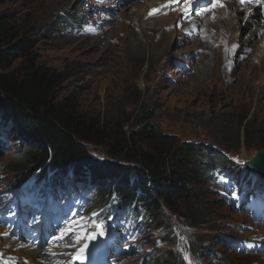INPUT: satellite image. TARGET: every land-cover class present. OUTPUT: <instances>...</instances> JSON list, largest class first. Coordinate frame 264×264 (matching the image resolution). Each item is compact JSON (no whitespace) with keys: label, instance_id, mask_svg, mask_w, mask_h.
<instances>
[{"label":"rangeland","instance_id":"obj_1","mask_svg":"<svg viewBox=\"0 0 264 264\" xmlns=\"http://www.w3.org/2000/svg\"><path fill=\"white\" fill-rule=\"evenodd\" d=\"M164 1L128 0L107 12L100 8L103 3L97 7L87 0H7L0 12L18 26L21 39L34 43L30 59L60 75L59 99L72 96L83 114L112 133L120 124L127 134L140 130L136 118L149 109V124L160 132L222 150L237 163L250 161L264 150V16L257 10L246 14L232 1L236 9L233 4L229 13L216 9L219 20L205 18L202 33L190 38L184 32L189 24L175 26L176 13L149 15ZM20 63L18 59L13 68ZM2 128L0 184H5L23 173L18 168L31 143L10 124H0ZM152 142L142 145L150 148ZM88 147L94 160L108 158L102 147ZM196 187L206 194L195 201L203 205L207 222L188 229L181 215L167 209L178 243L153 246L155 233L165 236L167 229L156 219L151 222L158 223L156 232L143 225L135 228L134 243L141 252L123 262L149 259L150 264H164L162 258L176 245L189 246L195 239L209 248L206 264L264 262L258 252L239 253L222 243L224 236H258L250 227L261 225L214 194L212 182L201 180ZM178 210L184 212L183 206ZM6 239L0 236V249H9L11 239Z\"/></svg>","mask_w":264,"mask_h":264},{"label":"trees","instance_id":"obj_2","mask_svg":"<svg viewBox=\"0 0 264 264\" xmlns=\"http://www.w3.org/2000/svg\"><path fill=\"white\" fill-rule=\"evenodd\" d=\"M6 1L0 0V7ZM33 46L0 12V120L31 143L18 172L44 164L59 171L88 167L103 182L98 193L109 197L116 192L124 204L140 199L150 221L157 219L167 228L162 239L168 243L174 244L176 235L165 207L190 227L206 223L203 205L195 201L203 195L196 184L208 181L210 168L223 165L226 158L204 145L160 132L149 124L153 117L149 109L136 118L140 130L127 134L120 124L112 133L107 125L83 114L72 96L59 99L60 75L30 59ZM18 59L21 63L13 68ZM149 141H154L150 148L142 145ZM88 144L102 147L108 158L94 160ZM192 245L201 252V241L195 239ZM162 261L184 264L175 251Z\"/></svg>","mask_w":264,"mask_h":264},{"label":"snow or ice","instance_id":"obj_3","mask_svg":"<svg viewBox=\"0 0 264 264\" xmlns=\"http://www.w3.org/2000/svg\"><path fill=\"white\" fill-rule=\"evenodd\" d=\"M239 2L243 5L245 3H252V2L260 3V0H239ZM209 3H211L213 7H216V6L223 7L224 6L223 4L219 3V0H209ZM155 11L157 10L153 9L152 12L149 13V15L153 14ZM206 11H208L207 8L198 11L196 14L203 15L204 12ZM213 18L215 17L213 16ZM233 47H236V46L233 45ZM240 163H243V162L240 161ZM92 215L96 216L97 214L93 213ZM74 223L79 224V233L76 232V229L65 228L61 236L53 237V240H63L65 235L72 233L71 239L73 240V243L65 244V247L73 248L75 251L72 253H65V255L69 256V259L65 262V264H75L76 260H80L82 262L83 259L85 258L83 253L85 249L87 248V244H84L81 247H77V245L80 244L81 239H94L95 238V233H88L87 231L88 223H91L94 226L95 231L100 232V234L103 235V227H102L103 222L102 221L100 223H97L95 220L87 221L85 220V218L81 217L79 222L74 221ZM0 235L7 236L8 233L7 232L0 233ZM21 247H23V245H21ZM185 259H187V257H185ZM5 264H7V262H5ZM189 264H191V262H189Z\"/></svg>","mask_w":264,"mask_h":264},{"label":"water","instance_id":"obj_4","mask_svg":"<svg viewBox=\"0 0 264 264\" xmlns=\"http://www.w3.org/2000/svg\"><path fill=\"white\" fill-rule=\"evenodd\" d=\"M245 166L260 172L264 176V151H257L252 160L247 162Z\"/></svg>","mask_w":264,"mask_h":264},{"label":"bare ground","instance_id":"obj_5","mask_svg":"<svg viewBox=\"0 0 264 264\" xmlns=\"http://www.w3.org/2000/svg\"><path fill=\"white\" fill-rule=\"evenodd\" d=\"M235 4V3H234ZM218 11H219V13H221V14H225V12L227 11V8L226 7H224V8H220V9H218ZM228 12V11H227ZM220 15V14H219ZM1 232H2V230H1ZM17 243V245H19L20 243H18V242H16ZM15 246V245H14ZM27 250H29L28 248H26V249H23L22 251H20V253H18L19 254V256H22V257H25V258H28L29 260H32V261H35V256L34 255H39L40 253H41V251H33V252H36V253H32V250L29 252V253H24L25 251H27ZM16 253V254H17Z\"/></svg>","mask_w":264,"mask_h":264}]
</instances>
